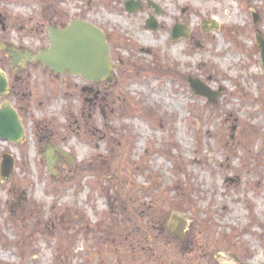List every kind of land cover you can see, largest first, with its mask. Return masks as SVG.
Masks as SVG:
<instances>
[{
  "label": "rangeland",
  "instance_id": "obj_1",
  "mask_svg": "<svg viewBox=\"0 0 264 264\" xmlns=\"http://www.w3.org/2000/svg\"><path fill=\"white\" fill-rule=\"evenodd\" d=\"M129 1L140 2L136 12ZM79 16L122 42L111 51L110 89L83 111L82 97L58 82L23 141H0V156L16 159L0 179V264H153L164 251L175 264H264V74L254 39L264 38V0H0V44L36 50L48 27ZM204 21L217 29L203 31ZM174 24L188 38L171 40ZM189 77L215 102L193 95ZM37 124L52 132L45 143L69 154L58 177L41 158ZM172 208L185 213V241L163 230Z\"/></svg>",
  "mask_w": 264,
  "mask_h": 264
},
{
  "label": "water",
  "instance_id": "obj_2",
  "mask_svg": "<svg viewBox=\"0 0 264 264\" xmlns=\"http://www.w3.org/2000/svg\"><path fill=\"white\" fill-rule=\"evenodd\" d=\"M127 11L132 12L137 9V4L131 2L126 4ZM156 9V13L159 11ZM257 17H254V22ZM147 27L154 30L155 21L150 18L147 21ZM205 29V27H203ZM50 41L49 48L40 51L37 55L31 56V61H38L44 67L52 70L54 73L68 71L71 74H81L86 79L97 82L105 79L110 72L111 63L108 61L109 48L105 41L103 33L89 23L81 20L73 21L65 29L50 28L48 32ZM187 38V29L181 26H175L172 30V39ZM260 50V59L264 70V39L256 38ZM13 52L12 49H8ZM191 91L197 96H203L209 102H215L217 94L212 93L198 80L190 78L188 80ZM6 81L0 74V94L5 91ZM23 136V128L17 114L9 107L0 108V139L9 142H18ZM46 162L51 169L53 161L51 155H46ZM12 161L10 157L5 156L0 166L1 177L7 178L12 171ZM174 224L176 226L174 227ZM169 231L178 238L184 237V221L173 217L169 224Z\"/></svg>",
  "mask_w": 264,
  "mask_h": 264
},
{
  "label": "flooded vegetation",
  "instance_id": "obj_3",
  "mask_svg": "<svg viewBox=\"0 0 264 264\" xmlns=\"http://www.w3.org/2000/svg\"><path fill=\"white\" fill-rule=\"evenodd\" d=\"M66 25L67 23H64L60 26H57L56 28H64ZM97 27L103 31L105 38L110 46V51H112L114 47L122 45V42H120L119 39H114V41H111L106 31L100 26ZM41 47L37 49H41ZM25 52V49L19 48V50L16 51V54L19 57L20 53L25 55ZM3 53L7 58L5 66L6 70L4 71V73L7 77L8 88L6 94L0 96V105L11 106L18 114L24 127L27 121L29 122L31 119H35L34 114L36 112V105L40 106L43 100L49 101L55 99L58 92L56 91L55 85L58 82L63 84L62 86L65 87V95H67L69 90H71L72 93L74 92L76 95L78 94L80 95V97H82V101H84L83 104H85L83 105V111H88L90 107L96 105L100 98L104 97L107 94L105 91H109L110 89L112 79H106L98 83H91L85 80L82 76H73L67 72L56 75L53 72L43 68L39 63H31L28 61V59L24 60L23 58L14 59L7 52L3 51ZM37 129H39L38 124L37 128L35 129V133H33L34 137H38L39 139L38 148H46L49 152H52L53 168L56 171L55 177H58L59 173L56 170L57 166L61 163L67 162L66 159L68 158H66L63 153H59L60 150L58 149V146L45 143V141H47V139L51 137L50 135L52 134V132L48 134L43 132L42 134L41 131L38 132ZM43 141V147H39V145L43 143ZM128 220L131 221V218H128ZM163 230L166 232L168 237L169 235H171L169 234V231L164 229V227ZM125 236L126 240L129 238H134L132 232L126 233ZM171 236L173 237V235ZM175 241L181 240L176 237ZM182 241H185V237ZM165 242L169 245L171 244V242L168 243V241L166 240ZM166 243L165 247L167 246ZM128 244L132 252L138 251L136 243ZM185 248H187L186 245ZM164 252H162L164 253V255L160 254L159 257H156L155 254H153V264H174L170 255L166 251ZM232 258L234 261H237L238 263L240 262L238 261L237 257H234V255Z\"/></svg>",
  "mask_w": 264,
  "mask_h": 264
},
{
  "label": "trees",
  "instance_id": "obj_4",
  "mask_svg": "<svg viewBox=\"0 0 264 264\" xmlns=\"http://www.w3.org/2000/svg\"><path fill=\"white\" fill-rule=\"evenodd\" d=\"M178 203L180 204V200H179V202H178ZM177 211H180V212H181V210H178V209H177Z\"/></svg>",
  "mask_w": 264,
  "mask_h": 264
}]
</instances>
